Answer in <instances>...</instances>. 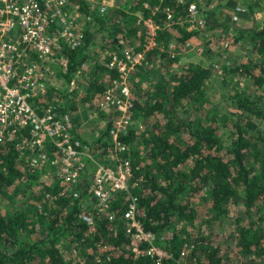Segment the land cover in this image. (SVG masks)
<instances>
[{
  "label": "trees",
  "instance_id": "trees-1",
  "mask_svg": "<svg viewBox=\"0 0 264 264\" xmlns=\"http://www.w3.org/2000/svg\"><path fill=\"white\" fill-rule=\"evenodd\" d=\"M77 4L78 12L93 22V28L84 30L75 46L61 42L60 75L68 83L91 57L102 32L108 31L104 35L112 49L119 48L122 39L130 41L137 37L143 18L157 27L156 41L167 34L184 42L198 34L180 24L179 19L188 13V5L180 0H126L102 12L84 0ZM135 10L142 15L138 24L130 23V19L136 20L130 14ZM124 17V23L119 25ZM224 22L226 29L231 17ZM114 31L123 34L116 38L111 36ZM237 32V41L245 37L243 45H247L248 54L229 61L226 73L249 80L260 89V94L251 97L245 91L232 89L229 98L235 111L216 110L209 106L205 96L209 67L191 63L169 80L144 89V99L133 97V118L140 117L145 123L140 128L131 125L118 136L121 143L129 146L125 156L131 163L132 188L130 195L122 194L113 200L109 209L115 215L111 220L107 213L86 207L89 182L79 187L77 198L55 178L51 185H38L36 191L34 187L42 171L29 167L16 142L1 145L0 194L19 179L28 181V192L14 210H0V264H156L153 258L132 256L123 247L130 241L123 220L130 197L136 199L134 216L142 230L157 237L155 243L169 255L162 264H231L220 246L207 236L182 235L176 229L177 220L190 223L196 219L199 207L196 200L202 193L213 219L225 218L229 207L239 208L234 221L239 253L249 257V264H264V131L254 125V121H264V25ZM139 40L142 46L143 37ZM97 67L113 78L119 75L106 65ZM91 84L96 86L95 92H100L98 104L104 84ZM45 96H39L35 102L48 105V101H42ZM58 108L69 114L63 102ZM111 122L112 119L88 143L97 159L99 152L105 150L102 137H107ZM220 124L231 128L227 141L221 138ZM83 211L93 212L94 231L89 232L79 218ZM63 246L70 258L63 255ZM186 256L188 263L184 261Z\"/></svg>",
  "mask_w": 264,
  "mask_h": 264
},
{
  "label": "rangeland",
  "instance_id": "rangeland-1",
  "mask_svg": "<svg viewBox=\"0 0 264 264\" xmlns=\"http://www.w3.org/2000/svg\"><path fill=\"white\" fill-rule=\"evenodd\" d=\"M79 0H64L62 4L57 5V0H47L45 15L48 19L47 33L56 35L58 32L69 31L71 38L80 35L86 29L93 28V22L78 12ZM91 5L92 8L100 11L106 7H111L117 3H125L126 0H84ZM132 1V0H131ZM182 4L188 5L194 3L197 7V13L192 18L185 16L179 19L180 24L187 31H198V34L192 36L186 41H177L175 37L167 34L163 39L156 41L151 40L150 28L140 12L133 11L135 19H130V23H139L141 29L137 37L131 38L130 41L124 39L118 42L119 48L112 49L109 39L106 38L108 31L102 32L95 45L90 58H88L76 72L71 82H66L60 75L63 70L62 57L54 50L42 63L45 70V81L47 82L45 98L43 102L53 103L58 107L63 102L67 106V112L76 125V133L84 141H92V138L98 137L105 128L108 121L113 118L114 108L112 106L100 109L97 106V97L100 92L96 91L95 84L106 85L112 82L113 78L106 70L100 69L97 65H105L109 61L110 55H118L126 60V56L130 58L137 57L140 54L139 62L130 70L129 75L125 78L126 83L130 86L132 97L143 96V90L149 89L151 85L158 82L169 80L181 68L188 64L195 63L209 67L210 77L205 81V96L208 99L209 106L221 110L231 111L232 99L229 98L233 92L232 89L245 91L251 97L260 94V89L252 84L249 80L243 79L237 75L227 74V63L234 57H239L245 53L248 54L247 45L244 39L236 40L238 29L249 30L253 26L264 23L263 11H261L264 0H180ZM58 11V12H57ZM236 16V19L233 17ZM227 17H231L230 26L223 27V22ZM125 17L118 24L122 25ZM64 21L65 25H59L60 21ZM225 23V22H224ZM214 24V25H213ZM213 25V26H212ZM264 25V24H263ZM149 29V30H148ZM155 29L153 31H156ZM159 30V29H158ZM123 33L113 32L111 36L121 37ZM157 36L155 32L154 37ZM104 37L107 39H104ZM139 37H143V45L140 46ZM167 39L165 40V38ZM105 41L107 46H105ZM155 43H154V42ZM110 47V49L108 48ZM53 87L52 91L48 87ZM259 89V90H258ZM88 96H94L89 98ZM235 111V110H234ZM201 115V111L198 112ZM115 116V115H114ZM202 116V115H201ZM257 129L264 131V121H254ZM145 120L140 117H134L132 126L141 127ZM232 131L230 127L220 124V134L223 141H227ZM105 139L104 137H102ZM21 155L26 159L27 152L23 149ZM112 156V152L108 157ZM51 172L52 169L47 170ZM45 173L39 178L38 183L34 187L37 191L38 185L46 183L51 185L52 175ZM28 181L19 179L15 184L9 187L4 193L0 194V210L2 212L12 211L17 205L25 199V192H28ZM51 188V187H50ZM207 192V191H205ZM198 202V215L193 222L176 221L177 231L184 235L191 236L205 235L216 245L221 248V253L231 264H249V257H243L238 250V240L236 237L235 217L239 210L238 207H229L226 217L221 220L213 219L212 212L205 194L202 193ZM27 210L30 209V203L27 202ZM86 207L92 208L90 200H85ZM92 210V209H91ZM32 213V212H30ZM44 236V233L41 234ZM160 239H162L160 237ZM157 237L154 238V242ZM159 246V245H158ZM130 254L128 245L123 246ZM104 248V247H101ZM159 248L163 252H167L160 245ZM63 255L69 257L66 248L62 249ZM184 261L188 263L190 260L186 256Z\"/></svg>",
  "mask_w": 264,
  "mask_h": 264
},
{
  "label": "built area",
  "instance_id": "built-area-1",
  "mask_svg": "<svg viewBox=\"0 0 264 264\" xmlns=\"http://www.w3.org/2000/svg\"><path fill=\"white\" fill-rule=\"evenodd\" d=\"M62 1L57 0V5ZM48 6L47 0H0V146L16 142L20 153L23 149L27 152L25 160L29 167L42 171L41 176L46 169H52L47 173L67 187L75 198L80 194L79 187L89 182L87 197L91 209L107 213L111 220L115 215L109 209L113 200L119 195L131 194V163L125 156L129 146L121 143L118 136L124 134L133 121L132 91L125 78L139 62L140 54L132 59L127 55L126 60L110 55L105 64L119 75L104 85L97 104L100 109L112 106L115 114L103 140L105 150L98 151L97 159L89 141L77 135L76 125L68 113H62L56 104L35 102L46 92L43 61L52 55V50L59 54L61 42L75 46L81 37L80 34L68 41L69 31L48 34L49 22L45 15ZM196 13V5L189 3L187 17L192 18ZM145 23L152 40L157 27L150 19ZM59 25L65 22L62 20ZM111 152L112 156L108 157ZM135 206V197H130L123 213L124 231L130 241L124 245H128L130 255H147L156 264H162L163 258L169 255L154 242L153 234L142 230L134 216ZM79 218L89 232L94 231L92 211L81 212Z\"/></svg>",
  "mask_w": 264,
  "mask_h": 264
},
{
  "label": "crops",
  "instance_id": "crops-1",
  "mask_svg": "<svg viewBox=\"0 0 264 264\" xmlns=\"http://www.w3.org/2000/svg\"><path fill=\"white\" fill-rule=\"evenodd\" d=\"M254 2L256 3V2H258L257 0H254ZM262 7L263 8H261V11H263L264 12V4H262ZM263 15H264V13H263ZM262 22H264V21H262ZM261 25H263L264 23H261V22H259Z\"/></svg>",
  "mask_w": 264,
  "mask_h": 264
}]
</instances>
